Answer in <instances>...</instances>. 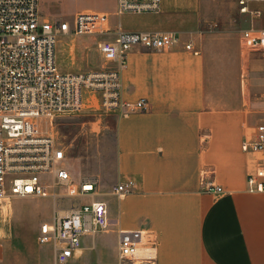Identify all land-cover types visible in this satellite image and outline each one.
Segmentation results:
<instances>
[{
	"label": "crops",
	"instance_id": "0c3cea01",
	"mask_svg": "<svg viewBox=\"0 0 264 264\" xmlns=\"http://www.w3.org/2000/svg\"><path fill=\"white\" fill-rule=\"evenodd\" d=\"M238 1L235 27L207 30L198 16L200 10L213 8L207 0H161L158 13L120 16L116 0H95L91 10L108 16L110 30L174 34L178 42L156 52L134 47L128 54L120 71L122 100H144L147 110L111 115V173L73 157L72 145L64 148L73 179H95L108 211V228L82 239L81 264H108L103 258H83L86 250L99 254L108 234L115 236L118 256L119 231L146 234L140 254L150 264H264V193L250 194L246 184L258 159L242 151L264 116V55L241 41L242 31H264V0H249L246 13L240 12ZM214 3L215 9H223ZM55 17L43 19L52 22ZM62 36L71 46L64 45ZM114 40L113 34L60 35L56 64L70 74L117 68L98 51L101 42ZM76 42L85 49L79 62ZM90 49L99 56L95 68L85 65ZM84 98L85 106L92 100L100 106L95 95L85 92ZM127 181L134 182L131 192L113 196V188ZM210 185L223 192L209 191ZM43 200L54 208L50 199ZM4 234L0 241L9 237ZM49 245L48 261L38 258L31 264H55Z\"/></svg>",
	"mask_w": 264,
	"mask_h": 264
},
{
	"label": "built area",
	"instance_id": "2783aa9c",
	"mask_svg": "<svg viewBox=\"0 0 264 264\" xmlns=\"http://www.w3.org/2000/svg\"><path fill=\"white\" fill-rule=\"evenodd\" d=\"M248 2L238 1L241 13L248 12ZM160 5L161 0H116V15L158 13ZM253 15L258 17L259 12ZM109 34L115 40L101 42L98 51L106 63H115L117 68L75 74L59 70L55 50L60 35ZM241 41L244 47L264 55V31H242ZM177 42L174 34L112 31L104 14L79 13L71 26L44 20L39 0H0V202L20 198L53 202V220L42 224L38 243L53 245L55 264H81L82 239L105 231L109 220L106 204L96 199L97 181L73 179L63 146L41 130L40 122L52 126L63 116L81 113L85 92L95 95L106 113L127 116L146 111L144 100H122L120 71L134 47L156 52ZM186 49L190 51L192 46ZM242 151L258 159L255 172L247 176V192L264 193V116L254 137L242 143ZM133 187L134 182L127 181L114 187L112 195L123 198ZM208 190L223 192L213 185ZM145 236L143 231H119L114 264H150L140 254Z\"/></svg>",
	"mask_w": 264,
	"mask_h": 264
},
{
	"label": "rangeland",
	"instance_id": "374dc122",
	"mask_svg": "<svg viewBox=\"0 0 264 264\" xmlns=\"http://www.w3.org/2000/svg\"><path fill=\"white\" fill-rule=\"evenodd\" d=\"M209 7L200 10L198 16L202 19V29L215 30L219 28H231L236 25L235 2L237 0H207ZM219 2L223 9H215ZM95 0H39V11L42 18L56 15L52 22H67L73 26L78 13H95L91 8L95 7ZM220 21L222 26H215ZM96 36H91L94 38ZM62 42L71 46L67 38L61 37ZM78 62L80 54L85 52L76 42ZM58 49V47H57ZM89 68H95L99 56L94 49L86 50ZM96 100H92L90 106H85L81 113L63 116L50 126L44 121L40 122L41 130L55 138L63 148L72 145L73 157H80L83 163L91 168L106 167V173L113 171L115 161L114 127L115 119L111 115L117 113L103 112L100 106H96ZM96 199L100 200L99 196ZM11 209L0 212V237L4 236V230L9 234L0 241V264H31L33 260L48 261L50 245L41 246L38 243V235L42 224L51 223L54 217V208L43 199L29 198L11 201ZM114 234H108L101 242V251L86 250L83 258L91 257L95 261L103 258L106 263L114 264L117 261ZM83 243L81 242V247ZM46 249V250H45ZM51 249H54L51 247ZM80 262V261H79Z\"/></svg>",
	"mask_w": 264,
	"mask_h": 264
},
{
	"label": "bare ground",
	"instance_id": "6f19581e",
	"mask_svg": "<svg viewBox=\"0 0 264 264\" xmlns=\"http://www.w3.org/2000/svg\"><path fill=\"white\" fill-rule=\"evenodd\" d=\"M11 202L10 201H3L0 202V212H7L9 209H11Z\"/></svg>",
	"mask_w": 264,
	"mask_h": 264
}]
</instances>
